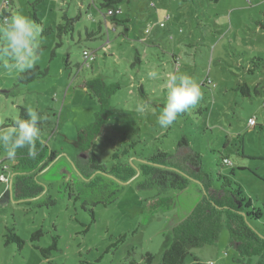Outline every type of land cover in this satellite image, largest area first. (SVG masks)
Here are the masks:
<instances>
[{
  "label": "rangeland",
  "instance_id": "obj_1",
  "mask_svg": "<svg viewBox=\"0 0 264 264\" xmlns=\"http://www.w3.org/2000/svg\"><path fill=\"white\" fill-rule=\"evenodd\" d=\"M34 2L45 27L55 26L63 15L78 17L71 34L41 36L34 66L47 70L43 77L13 85L20 71L0 64V126L7 118L16 119L20 107L35 110L44 121V141L56 152L33 173L16 172L11 168L15 160L0 152V264H128L139 263L146 253L158 264L171 227L202 196L212 195L222 177L239 185L250 202L248 209L260 214L252 228L264 239V0H124L109 6H102V0H12L8 17H29ZM108 7H120L114 18L124 22L104 17ZM147 26L151 31L144 33ZM93 31L95 35H88ZM135 49L139 61L131 66ZM83 50L94 59L88 66ZM257 58L263 65L249 72ZM153 68L165 76L187 73L202 90L201 101L166 129L157 123L166 96L164 80L148 78ZM95 77L118 85L109 96L112 113L94 141L107 167L128 161L136 169L158 149L173 163L182 158L189 164L187 156L197 153L202 169L212 176L210 185L204 188L191 179L181 190L161 192L140 185L137 173L127 181L109 175L122 184L117 198L106 206L84 204L92 197L74 160L78 130L93 121L100 105L85 84ZM242 83L249 86L250 96L239 90ZM255 86L258 94L252 92ZM140 104H146L144 113L138 111ZM133 141L127 155L112 157ZM221 156L229 165L222 164ZM21 174L31 175L42 191L18 199L12 181ZM235 203L244 205L238 199ZM11 226L23 239L21 248L5 243L6 227ZM35 231L41 233L32 240ZM54 237L57 247L45 258L34 245L45 247ZM191 255L198 264L243 263L229 243L223 217L217 240L191 249ZM185 262L195 264L190 256Z\"/></svg>",
  "mask_w": 264,
  "mask_h": 264
},
{
  "label": "trees",
  "instance_id": "obj_2",
  "mask_svg": "<svg viewBox=\"0 0 264 264\" xmlns=\"http://www.w3.org/2000/svg\"><path fill=\"white\" fill-rule=\"evenodd\" d=\"M121 1L124 0H102L101 5L109 6ZM36 2L31 3L28 15L36 24L43 28L41 36L56 33L58 37H61L63 34H71L74 31V22L78 15L73 18L63 15L62 19L55 26L45 27L36 15ZM11 3L12 0H8L7 6L1 7V20L8 17ZM110 17L115 21V24H118L119 21L124 22V20L114 18L117 15ZM98 30L101 32L100 26ZM95 33L93 31L88 35L93 36ZM103 48L105 49V47ZM138 54V51L135 49V59L130 63L131 66L139 61ZM257 60L258 64L255 63L256 65L253 68H249V72L259 68L257 66L263 65V59L257 58ZM2 63L0 61V64ZM46 73L47 70H42L37 66L20 71L13 85H16V82L22 85L31 83L35 79L43 77ZM85 84L86 88L94 91V94L100 101V105L94 113L93 121L87 127L78 130L79 152L74 160V165L80 175L86 179H82V183L84 189L92 197V200H87L84 204L106 206L112 203L117 198V194L122 187V184L117 180L127 181L136 174V171H138L137 176L142 177L140 185L155 187L161 192L181 190L191 179L199 181L204 188L205 185H210L212 176L202 169L200 156L197 153L187 156L186 159L190 161L189 164H186L182 158L173 163L171 161L172 157L167 152L158 149L148 158H144L145 162L138 163L136 169L128 161L115 163L107 167L97 155L94 141L103 133V126L108 122V118L112 113L109 96L118 88V85L115 83L107 85L98 77L86 81ZM138 90L140 95L144 96L142 85L138 87ZM239 90L244 96H250V88L246 83L239 85ZM252 92L258 94L259 90L255 86ZM28 118V110L25 107H20L18 117L16 119L7 118V123L1 125L0 128L6 130L8 127L13 126L17 119ZM43 123L42 119L38 122L40 142L32 150L33 154L29 155V150L25 148L19 150L15 158H10L15 160L11 168L15 169L16 172L30 173L31 171L33 173L35 170L43 169L56 157L54 149H48V143L44 141L43 133L45 130ZM183 141L185 143L184 138ZM135 143L134 141L131 142L119 153L114 151L112 157L118 159L120 156L127 155L130 150L129 148H132ZM0 152H4L6 157L9 158L3 149H0ZM220 159L223 165H229V163L227 164L224 161L227 159L226 157L221 156ZM109 175L117 180L111 178ZM222 178L223 180L219 176L217 177V180H222V183L221 186L213 191L212 195L202 196L190 213L171 227L170 239L161 253L158 264H185L189 256L193 262L195 261V264H198V259L191 255V249L211 245L217 240L222 227V217L228 230L229 243L237 252V259L243 260L242 264H264V239L249 227L246 222L248 221L252 226V221L258 220L260 214L253 208L248 209L251 206L250 202L249 200L245 201V196L241 193L239 185L225 177ZM12 188L15 190L18 199L34 197L42 191V187L34 183L31 175L26 176L22 174L20 176H13ZM235 199L243 202V207L237 206ZM6 231L5 243L12 241L17 244V247L21 248L23 239L15 232V228L13 226L6 227ZM40 233V231H35L31 234L30 238L34 240ZM34 247L46 258L48 252L57 247L55 237L52 243L45 247L38 245H34ZM152 261L153 255L146 253L139 263L132 260L128 264H152Z\"/></svg>",
  "mask_w": 264,
  "mask_h": 264
},
{
  "label": "clouds",
  "instance_id": "obj_3",
  "mask_svg": "<svg viewBox=\"0 0 264 264\" xmlns=\"http://www.w3.org/2000/svg\"><path fill=\"white\" fill-rule=\"evenodd\" d=\"M42 32L40 25L21 13L0 20V61L4 67L15 71L32 69L38 61ZM147 76L156 81L164 80V107L157 117L162 129L171 126L178 116L194 108L202 99L198 81L187 73L172 72L165 76L158 68H153ZM138 111L144 113L146 104H140ZM28 116V119H17L6 130L0 128V149L6 151L9 158H15L17 152L25 148L32 155L40 142V115L29 109Z\"/></svg>",
  "mask_w": 264,
  "mask_h": 264
},
{
  "label": "built area",
  "instance_id": "obj_4",
  "mask_svg": "<svg viewBox=\"0 0 264 264\" xmlns=\"http://www.w3.org/2000/svg\"><path fill=\"white\" fill-rule=\"evenodd\" d=\"M7 4H8V0H4L3 5L7 6ZM120 13H121V8L120 7H114V8L108 7V9L106 10V12H105V14L103 16L104 17H106V16H116V15H119ZM158 26L159 27H163L164 23L163 22H159ZM151 27L152 26L145 27L144 28V33H149L151 31ZM82 57H83V64L87 65V66L89 65V63L93 59L92 56L90 55L89 51H87V50H83L82 51ZM248 123H249V125H253L254 124V119L249 118ZM224 161L227 164L229 163V161L227 159H225Z\"/></svg>",
  "mask_w": 264,
  "mask_h": 264
},
{
  "label": "water",
  "instance_id": "obj_5",
  "mask_svg": "<svg viewBox=\"0 0 264 264\" xmlns=\"http://www.w3.org/2000/svg\"><path fill=\"white\" fill-rule=\"evenodd\" d=\"M136 173H137V175H138V171H136ZM136 176V174L132 177V178H134ZM124 183V182H123ZM247 222V224H248V226L249 227H251L252 228V226H251V224L248 222V221H246ZM253 229V228H252ZM259 235V234H258ZM260 236V235H259ZM261 237V236H260ZM263 238V237H262Z\"/></svg>",
  "mask_w": 264,
  "mask_h": 264
},
{
  "label": "crops",
  "instance_id": "obj_6",
  "mask_svg": "<svg viewBox=\"0 0 264 264\" xmlns=\"http://www.w3.org/2000/svg\"><path fill=\"white\" fill-rule=\"evenodd\" d=\"M151 37H154V35H153V34H151Z\"/></svg>",
  "mask_w": 264,
  "mask_h": 264
}]
</instances>
